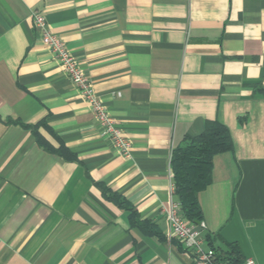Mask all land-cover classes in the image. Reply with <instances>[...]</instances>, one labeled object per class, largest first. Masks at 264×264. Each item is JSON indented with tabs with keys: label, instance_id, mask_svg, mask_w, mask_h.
Masks as SVG:
<instances>
[{
	"label": "crops",
	"instance_id": "1",
	"mask_svg": "<svg viewBox=\"0 0 264 264\" xmlns=\"http://www.w3.org/2000/svg\"><path fill=\"white\" fill-rule=\"evenodd\" d=\"M36 10L130 139L129 158L42 43ZM210 120L234 148L199 193L203 247L237 243L264 264V0H0V264H193L168 236L171 157Z\"/></svg>",
	"mask_w": 264,
	"mask_h": 264
},
{
	"label": "trees",
	"instance_id": "2",
	"mask_svg": "<svg viewBox=\"0 0 264 264\" xmlns=\"http://www.w3.org/2000/svg\"><path fill=\"white\" fill-rule=\"evenodd\" d=\"M37 140L48 150L70 157V151L64 145L51 148L45 138L38 132L37 126H32ZM234 143L229 128L219 120H210L205 124L203 131L197 135H187L185 143L174 148L171 157L173 182L175 193L182 204L183 216L191 221L203 220V212L199 202V193L212 182L213 158L216 154L233 150ZM109 198L118 205L131 209L130 204L117 194ZM133 223L145 226L136 219L132 211ZM224 246L216 247V264H242L245 260L241 247L237 243L223 241Z\"/></svg>",
	"mask_w": 264,
	"mask_h": 264
},
{
	"label": "built area",
	"instance_id": "3",
	"mask_svg": "<svg viewBox=\"0 0 264 264\" xmlns=\"http://www.w3.org/2000/svg\"><path fill=\"white\" fill-rule=\"evenodd\" d=\"M34 26L38 30L42 43L59 61L63 71L77 86L81 96L93 111L96 119L103 127V134L125 158L131 156L132 143L126 133L117 125L116 119L93 87L90 77L80 67L76 57L66 43L52 30L44 13L36 10L32 14ZM172 189L175 192L173 183ZM169 222V238L182 242L193 259V264H216L215 251L203 247V233L207 226L204 220L191 222L182 214L181 201L176 200L167 211ZM242 264H258L253 258L246 257Z\"/></svg>",
	"mask_w": 264,
	"mask_h": 264
}]
</instances>
